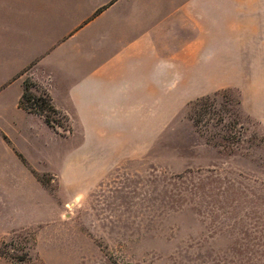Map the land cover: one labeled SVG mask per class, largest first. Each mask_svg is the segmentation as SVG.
<instances>
[{
	"label": "rangeland",
	"instance_id": "374dc122",
	"mask_svg": "<svg viewBox=\"0 0 264 264\" xmlns=\"http://www.w3.org/2000/svg\"><path fill=\"white\" fill-rule=\"evenodd\" d=\"M231 75L101 170L63 165L74 146L94 145L72 136L66 114L45 110L54 128L35 136L37 107L1 93L0 264H264V110L254 113L245 74L242 87Z\"/></svg>",
	"mask_w": 264,
	"mask_h": 264
},
{
	"label": "crops",
	"instance_id": "0c3cea01",
	"mask_svg": "<svg viewBox=\"0 0 264 264\" xmlns=\"http://www.w3.org/2000/svg\"><path fill=\"white\" fill-rule=\"evenodd\" d=\"M0 26L4 102L21 109L30 73L72 136L94 144L68 150L70 169H107L109 153L140 152L157 120L219 89L222 73L234 87L244 73L254 113L264 110V0H0ZM28 116L32 135L52 131Z\"/></svg>",
	"mask_w": 264,
	"mask_h": 264
},
{
	"label": "trees",
	"instance_id": "16d2710c",
	"mask_svg": "<svg viewBox=\"0 0 264 264\" xmlns=\"http://www.w3.org/2000/svg\"><path fill=\"white\" fill-rule=\"evenodd\" d=\"M25 87H24V92L20 101V105L21 107L22 104L24 105V101L28 102V105H26V107H24L25 109H32L34 110V107L36 108L34 111L36 114L40 115V116H44L46 123L53 127L54 126V119L50 118L49 115H45L44 111L45 110H49L52 113H59L58 109L54 106L53 102H52V98L50 96V94L48 92H44L42 93V95L36 96L34 95L31 90H30V83L28 80H25L24 83ZM54 128V127H53Z\"/></svg>",
	"mask_w": 264,
	"mask_h": 264
}]
</instances>
